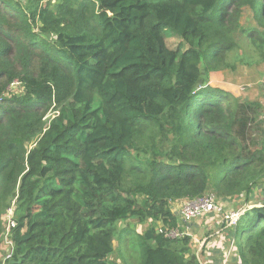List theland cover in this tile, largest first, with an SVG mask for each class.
I'll return each mask as SVG.
<instances>
[{
	"label": "trees",
	"instance_id": "16d2710c",
	"mask_svg": "<svg viewBox=\"0 0 264 264\" xmlns=\"http://www.w3.org/2000/svg\"><path fill=\"white\" fill-rule=\"evenodd\" d=\"M242 7L264 54V0H0L4 264H115V239L123 264H199L193 239L158 222L182 230L179 201L247 204L264 184V118L250 132L256 118L207 83L237 47ZM233 236L239 264H264V206Z\"/></svg>",
	"mask_w": 264,
	"mask_h": 264
},
{
	"label": "rangeland",
	"instance_id": "374dc122",
	"mask_svg": "<svg viewBox=\"0 0 264 264\" xmlns=\"http://www.w3.org/2000/svg\"><path fill=\"white\" fill-rule=\"evenodd\" d=\"M25 1V0H18ZM234 35L237 42V47L230 51L226 55V62L228 65L219 70L211 71L208 74L207 83L212 87H217L227 92L225 99L226 103L230 108H236V110H244L246 115L256 118L254 120L249 119V129L250 132L256 131L257 120H262L264 118V54L256 50L250 43L249 40L244 36L242 29L247 26H254V20L251 17L250 11L246 7L240 9V13L235 19ZM257 28V27H256ZM258 29L263 30L259 27ZM180 43V39L172 36L166 39V44L170 48H176ZM15 85V83H14ZM13 85V86H14ZM18 91L19 87H13ZM51 113L47 116H50ZM248 116V117H249ZM250 143V142H249ZM261 189H264V184L261 185ZM261 190V191H262ZM259 189H252L250 192L256 197H253L249 204H260L264 206V190L261 192ZM254 199H256L254 201ZM180 202V201H179ZM178 202V203H179ZM178 203L175 208L178 207ZM242 200L238 201V207H242ZM250 204V205H251ZM14 208V207H13ZM14 215V213H13ZM4 217V215H3ZM3 225H4V218ZM127 221H121L118 223V228H123ZM130 225V224H129ZM148 226V222L145 221L143 224L132 223V227L137 232H142ZM161 223L158 222L157 228L161 227ZM4 227V226H3ZM116 248L114 252L110 255V259L115 264H123L122 256H127L125 250V243H121L119 240L115 239L113 242ZM5 244L3 240L0 242V261L5 263ZM122 254V255H121ZM133 261V260H132Z\"/></svg>",
	"mask_w": 264,
	"mask_h": 264
},
{
	"label": "crops",
	"instance_id": "0c3cea01",
	"mask_svg": "<svg viewBox=\"0 0 264 264\" xmlns=\"http://www.w3.org/2000/svg\"><path fill=\"white\" fill-rule=\"evenodd\" d=\"M225 209L238 207L237 200L218 201ZM174 210L177 208L174 206ZM178 212V211H177ZM180 217V216H179ZM182 231L193 239L194 253L199 264H239L236 254V243L233 229L225 228L221 216L216 213H206L202 217L183 222ZM234 243L229 251L231 243Z\"/></svg>",
	"mask_w": 264,
	"mask_h": 264
},
{
	"label": "built area",
	"instance_id": "2783aa9c",
	"mask_svg": "<svg viewBox=\"0 0 264 264\" xmlns=\"http://www.w3.org/2000/svg\"><path fill=\"white\" fill-rule=\"evenodd\" d=\"M243 205L234 209H225L222 204L216 201L213 194H207L194 199H183L178 203L177 211L180 219L183 222H190L191 220L202 217L206 213H216L221 216L222 224L225 228L233 229L245 215V213L255 204ZM4 229L2 230L1 237L5 244L4 252L6 258L10 257L13 251V244L11 240V229L15 226L13 216V205L9 206L4 214ZM157 232L163 234L167 238H179L185 233L179 228L163 229L157 228ZM234 243L232 242L229 251L232 250ZM5 258V259H6Z\"/></svg>",
	"mask_w": 264,
	"mask_h": 264
}]
</instances>
